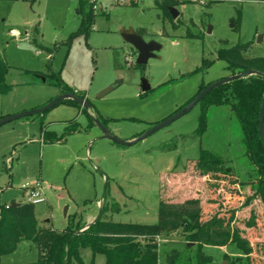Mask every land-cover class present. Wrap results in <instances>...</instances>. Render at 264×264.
<instances>
[{
    "label": "rangeland",
    "instance_id": "374dc122",
    "mask_svg": "<svg viewBox=\"0 0 264 264\" xmlns=\"http://www.w3.org/2000/svg\"><path fill=\"white\" fill-rule=\"evenodd\" d=\"M159 1L174 3L180 17L165 14L156 0H98L88 37L78 36L68 45L82 23L79 1L0 0V55L8 63L6 81L11 86L0 94V117L39 110L62 95L56 84L41 78L50 79L52 71L91 106L84 112L60 102L42 114L0 126L1 205L25 203L24 188L40 183L46 202L35 206V214L43 229L62 232L75 215L88 225L104 201L110 208L107 220L153 225L162 199L172 204L199 199L205 219L215 213L216 206L210 205L222 183H206L197 173L202 149L223 157L241 179L247 178L240 128L229 107L210 109L203 135L196 133L198 104L128 147L104 139L90 120L99 114L113 136L136 140L178 113L202 85L231 77L217 56L224 46L250 45L246 56L264 58V0ZM123 29L161 44L159 58L144 69L138 66V53L122 38ZM142 80L151 87L144 94ZM111 87L115 89L101 96ZM41 128L63 139L45 143ZM240 191L245 202L250 190ZM253 208L256 226L248 229ZM239 222L255 250L254 263L264 264L257 258L264 249L259 203L242 207ZM182 240L178 233L165 241L178 247ZM205 251L218 264L225 263V254L239 253L235 247ZM81 256L84 264H106L105 256L90 249ZM38 257L36 245L25 241L2 264H35Z\"/></svg>",
    "mask_w": 264,
    "mask_h": 264
},
{
    "label": "trees",
    "instance_id": "16d2710c",
    "mask_svg": "<svg viewBox=\"0 0 264 264\" xmlns=\"http://www.w3.org/2000/svg\"><path fill=\"white\" fill-rule=\"evenodd\" d=\"M24 1L34 3L36 0ZM78 1V13L82 16V23L77 33L70 37L68 45L78 36L87 38L94 23L96 4L90 3V0ZM156 4L170 17L168 8L176 6L171 1L156 0ZM249 47L250 45H237L232 48L224 46L217 56L226 64L230 76L246 71L258 74L222 85L199 103L201 114L196 131L198 135H203L208 129L211 108H230L240 128L249 167L247 178L243 180L228 166L223 157L212 151L201 150L200 157L195 162L197 173L206 179V183L228 185V188L221 185L216 191L217 198L210 205L216 206L215 213L205 219L199 199L187 200L182 204H172L162 199L156 224L116 223L105 219L110 208L104 201L99 219L85 231L83 230L87 225L82 224L81 219L75 215L64 231L57 232L40 227L34 205L19 203L20 205L12 207L14 203L0 204V264L2 258L14 253L19 244L25 241L35 244L38 249L39 257L35 264H84L81 254L85 249H90L94 255L105 256L106 264H218L212 256L206 254L207 247H235L239 251L238 255L225 254L226 264H255V250L242 232L239 222L242 207H249L255 202L261 206L264 216V146L259 132L264 98V58L246 56ZM206 62L204 63L207 64ZM8 73V63L0 55V94H6L11 89L6 81ZM50 74V79L41 76L44 83L56 84L62 94H75L62 81L59 73L52 71ZM209 85H202L196 96ZM78 97L86 100L84 96ZM63 102L82 107L71 100ZM96 118L107 126L106 119L99 114ZM90 120L93 121L91 117ZM41 134L45 143L52 144L63 139L43 128ZM246 187L250 194L242 202L244 198L240 190ZM251 213L252 216L245 225L248 229L256 226L254 208ZM178 233L183 239L178 247L165 241ZM158 239L162 242L159 243ZM257 258L264 261V249Z\"/></svg>",
    "mask_w": 264,
    "mask_h": 264
},
{
    "label": "water",
    "instance_id": "95a60500",
    "mask_svg": "<svg viewBox=\"0 0 264 264\" xmlns=\"http://www.w3.org/2000/svg\"><path fill=\"white\" fill-rule=\"evenodd\" d=\"M168 10H169V12H170V14L174 20H177L180 17V12L176 9V7H169ZM121 35H122V38L124 39V41L126 43H128L131 47H133L135 49V51L138 53V57H137V61H136V64L138 66H146L151 59H158L159 58L158 53L162 50V45L159 44L158 42H156L154 40H152L150 42H146L143 39V37L141 35H139L133 29H128V30L123 29L121 31ZM257 74L258 73L254 72V71H246L242 74L231 76L227 79H224V80H221L219 82H216V83L209 85L205 90L200 92L188 105H186L184 108H182L178 113H176L173 116L165 119L161 123L153 126L150 131H148L146 134L142 135L140 138L133 140V141H121V140H119L118 138L113 136L110 133V131L108 130V128L106 126H104L97 118H94V117H91V118H92L93 122L95 123V125L101 130L104 139L110 140V141H112V142H114L120 146H125V147L132 146L135 143H137L138 141L145 139L146 137L152 135L153 133L163 129L164 127L168 126L172 122L183 117L193 107L198 105L214 89H216L222 85H225L229 82H232V81H235L238 79H242V78H246V77L251 76V75H257ZM114 89H115V87H111V88L105 90L101 94V96H105L106 94H108L109 92H111ZM150 90H151V87L148 84V82L146 80H142V86H141L142 93L143 94L147 93ZM68 100H71V101L79 104L80 106H82V108L86 112H89L91 106L86 100L78 97L76 94H72V93L71 94H62L58 98H56L55 100L50 102L47 106H45L39 110H34L31 112H27V113H23V114L5 117V118L0 119V126L6 124L8 122H11V121H15L18 119L34 116L37 114H42V113L48 111L49 109L53 108L58 103L63 102V101H68ZM259 132H260L261 140H262V143L264 146V98H263V102H262V106H261ZM18 205H20V204L14 203V204H12V207H16ZM99 216H100V214L98 215V217L93 222L89 223L83 231H85L91 225H93L99 219ZM83 231H81V232H83ZM224 264H226V262Z\"/></svg>",
    "mask_w": 264,
    "mask_h": 264
},
{
    "label": "built area",
    "instance_id": "2783aa9c",
    "mask_svg": "<svg viewBox=\"0 0 264 264\" xmlns=\"http://www.w3.org/2000/svg\"><path fill=\"white\" fill-rule=\"evenodd\" d=\"M72 1H78V0H72ZM122 2H124V0H122ZM90 3H93V4L95 3L96 5L94 7H95V9H97L98 0H90ZM24 191L26 193V202L25 203L36 206L38 204H42V203L46 202V197H45V194L42 190V186L40 183H37L33 187L27 185L24 188ZM158 242L160 243V242H162V240L158 239Z\"/></svg>",
    "mask_w": 264,
    "mask_h": 264
},
{
    "label": "crops",
    "instance_id": "0c3cea01",
    "mask_svg": "<svg viewBox=\"0 0 264 264\" xmlns=\"http://www.w3.org/2000/svg\"><path fill=\"white\" fill-rule=\"evenodd\" d=\"M89 111H91V110H89ZM8 116V115H7ZM0 118H5V116L4 115H1V117ZM42 135V134H41ZM230 247H222V248H220V249H222V250H224L225 252H227L228 251V249H229ZM238 254H235V255H233V256H237ZM231 256V255H230Z\"/></svg>",
    "mask_w": 264,
    "mask_h": 264
},
{
    "label": "flooded vegetation",
    "instance_id": "af4514ba",
    "mask_svg": "<svg viewBox=\"0 0 264 264\" xmlns=\"http://www.w3.org/2000/svg\"><path fill=\"white\" fill-rule=\"evenodd\" d=\"M142 69H144V66H141Z\"/></svg>",
    "mask_w": 264,
    "mask_h": 264
}]
</instances>
